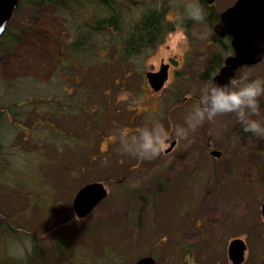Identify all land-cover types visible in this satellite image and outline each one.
<instances>
[{"label":"rangeland","instance_id":"obj_1","mask_svg":"<svg viewBox=\"0 0 264 264\" xmlns=\"http://www.w3.org/2000/svg\"><path fill=\"white\" fill-rule=\"evenodd\" d=\"M122 1L127 5L119 10L122 36L145 14L140 4L161 16V37L136 68L118 61L112 49L105 60L101 55L83 67L65 57L64 48L80 30L75 24L91 22L89 8L61 20L46 6L23 0L10 18L23 39L10 50L0 49V220L21 223L16 228L27 235L7 244L0 236V255L35 239L45 248L31 264H133L148 255L156 264H233L227 247L241 238L246 249L239 264H264V136L245 132L234 113H224L187 138L170 136L172 148L166 150L169 143L152 159L122 151L119 141L121 129L131 134L152 120L170 132L184 124L208 81L210 56L230 54L220 47L230 44V37L218 36L217 44L214 23L189 20L183 36L173 37L180 51L162 59L159 46H173L168 34L175 32L185 0ZM234 1L212 5L219 15ZM99 37L92 36V46L120 35L108 29L103 42ZM162 63L168 64V77L153 90L145 73ZM244 68L252 77L264 76V60ZM78 91L92 94L84 105L77 104ZM99 98L108 104L96 105ZM23 101L40 104L17 106L16 118L7 116L14 102ZM57 109H63L57 118L48 115ZM91 181H102L107 195L79 218L72 199ZM60 240L67 245L58 257Z\"/></svg>","mask_w":264,"mask_h":264},{"label":"trees","instance_id":"obj_2","mask_svg":"<svg viewBox=\"0 0 264 264\" xmlns=\"http://www.w3.org/2000/svg\"><path fill=\"white\" fill-rule=\"evenodd\" d=\"M22 2L23 0H18L17 7ZM28 2L31 5H34V7L36 8H39L43 5L46 6L49 11L53 12L52 13L53 16L58 15L61 18V20H64L65 15L69 13L75 14L79 11H84L87 8H89L90 11L91 10L94 11L93 16L89 14V18H91V22L89 19V22L84 21L75 24L76 27H78V29L80 28V30H77L78 33H76L74 40L71 42V45L68 48L67 47L64 48L63 50L65 57L66 58L69 57L71 60H73L74 64H78L79 67L87 66V64L90 62V59L97 58L101 55H103L105 60V55H106L105 51L107 52V50L112 49V51H114L115 56H117L118 61L125 64L126 63L132 64L133 67L136 68L137 64H139L138 60L140 59V57H142V53L147 48H149L157 40V38L161 37V35H159L160 31L162 30L160 14L157 11H155L154 8L147 7L142 4H140V6L146 10L145 14H143L141 20L134 27L131 26L126 36H122L121 32L123 28L120 26V23H122V16L119 10L127 6L122 0H28ZM201 3L203 4L204 8L207 11V16L204 21H206L210 25L217 22L219 15L217 12H215L213 5L206 3L204 0H201ZM9 23L10 20L0 37L1 50H6V49L10 50L15 43L23 39L20 33L17 30H15L13 27H11ZM77 24L79 26H77ZM108 29L117 32V35H120V37L117 38L109 37L107 41L104 40V44L101 45L95 42V44L92 46L91 44V42L93 41V39H91L92 36L94 37L95 35H97V37H99L100 35H102L98 39L96 38V40L102 41L103 32H106ZM212 39L216 41L217 44L222 42V39H220L218 36L214 34L212 35ZM119 43H122L121 48H119ZM220 47L222 52H224V54L225 52L227 53L232 52V47L227 42H223V44ZM94 50H96V52L93 53ZM33 57L35 58V56ZM223 57H224L223 53L222 54L215 53L210 56L209 63L205 68V72H204L205 73L204 76L206 80H209L211 76L223 64ZM81 74L82 72L80 70L78 74L76 73L77 76H81ZM76 75L72 74L73 81H75L74 77ZM90 95L92 96V94L89 93L83 94L80 91L79 95L77 96V104L84 105L83 99L89 98L88 96ZM73 97L75 98L76 95H73ZM27 103L30 106L33 104L32 107L38 106L40 104V103L35 104L34 102H30V101L29 102L23 101L21 103L14 102L15 108H10L9 106L10 111L6 112L7 116L16 118L17 115L16 107L17 106L22 107ZM106 104H108L106 100L99 98L98 104L96 105H100L101 107V106H105ZM65 105L68 106L67 103ZM85 105H88L89 109L93 107V105L91 104L86 103ZM67 106H63V108ZM60 111L63 112V109H57L56 111L48 112V115L57 118V116L60 115L61 113ZM81 161H85L83 156L81 157ZM120 183L122 184V182ZM18 224L21 223L16 221H8L7 219L0 220V234H1L0 236L2 239H4V242H6V244L10 239L13 240L16 237L18 239L20 237L19 235L23 233L22 230L16 228L17 226H19ZM23 234L27 235L26 233ZM66 245L67 243L65 242L63 243L60 240V243L56 244V249H55L56 253H54L55 256L59 257V255H61L63 251H66ZM23 247L25 248V252L23 255L24 259H20L17 256H13L12 253H10L9 251L7 252L4 249L2 250L1 253L2 255H0V264H31L34 258L36 257L42 258V249L45 248V246L41 247L40 245H38L37 240L35 239L32 240V244L31 246H29L30 248L27 245L25 246L23 245Z\"/></svg>","mask_w":264,"mask_h":264},{"label":"clouds","instance_id":"obj_3","mask_svg":"<svg viewBox=\"0 0 264 264\" xmlns=\"http://www.w3.org/2000/svg\"><path fill=\"white\" fill-rule=\"evenodd\" d=\"M206 16L207 11L201 0H185L183 11L176 17L175 32L168 34L167 43L173 46L165 50V45L161 44V58L168 59L180 51L173 37L183 36V25L186 21L203 22ZM203 89V93L185 115V123L176 125L171 132L157 120L146 122L131 134L127 129H121V150L140 159L155 158L168 147L170 136L176 139L187 138L205 121H215L218 115L224 113H234L245 132L264 136V116H261L264 107L261 102V97H264V76L252 77L244 66H237L226 81L209 79ZM11 252L13 255L22 256L25 248L14 245Z\"/></svg>","mask_w":264,"mask_h":264},{"label":"water","instance_id":"obj_4","mask_svg":"<svg viewBox=\"0 0 264 264\" xmlns=\"http://www.w3.org/2000/svg\"><path fill=\"white\" fill-rule=\"evenodd\" d=\"M213 4L214 0H204ZM18 5V0H0V37ZM213 32L219 37H230L232 53L223 59V64L211 76L221 82L226 81L237 66L253 65L264 60V0H235L219 14L214 23ZM148 84L153 90L164 86L168 77V64H161L157 71L145 73ZM175 144L170 142L169 151ZM219 155L216 150L211 151ZM107 195L106 185L102 181L83 184L72 199V209L79 218L86 216ZM261 215L264 220V200L261 203ZM246 244L241 238H233L227 247L228 257L233 264L244 260ZM133 264H156L152 256H143Z\"/></svg>","mask_w":264,"mask_h":264},{"label":"flooded vegetation","instance_id":"obj_5","mask_svg":"<svg viewBox=\"0 0 264 264\" xmlns=\"http://www.w3.org/2000/svg\"><path fill=\"white\" fill-rule=\"evenodd\" d=\"M226 37V36H225ZM260 209H261V206H260Z\"/></svg>","mask_w":264,"mask_h":264},{"label":"bare ground","instance_id":"obj_6","mask_svg":"<svg viewBox=\"0 0 264 264\" xmlns=\"http://www.w3.org/2000/svg\"><path fill=\"white\" fill-rule=\"evenodd\" d=\"M91 211H92V210H91ZM91 211H90V212H91ZM88 214H89V213H88Z\"/></svg>","mask_w":264,"mask_h":264}]
</instances>
